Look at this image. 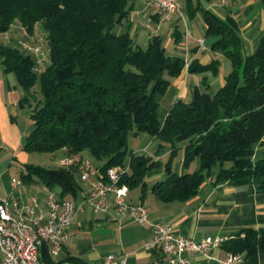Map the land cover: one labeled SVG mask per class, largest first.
<instances>
[{
    "label": "trees",
    "instance_id": "1",
    "mask_svg": "<svg viewBox=\"0 0 264 264\" xmlns=\"http://www.w3.org/2000/svg\"><path fill=\"white\" fill-rule=\"evenodd\" d=\"M200 1L195 5V0H184L187 13L194 16L201 10L207 35L217 37L212 49L229 59L232 69L215 94L197 87L190 102L179 99L162 121L157 95L167 91L168 77L181 75L186 61L170 55L159 34L141 47L128 31L116 32L136 0H0V30L18 23L33 34L42 22L48 32L50 64L39 75L32 54L0 42L4 71L15 73L25 92L23 105L32 101L40 82L41 96L32 107L33 128L23 150L88 152L103 171L129 165L121 183L144 188L159 161L130 149L129 136L147 133L169 145L172 157L185 144L186 169L199 162L198 169L181 174L167 163L166 178L153 186L161 200H189L214 173L216 183L250 185L262 178L258 190L264 194V36L245 57L237 22ZM182 40L175 35L177 44ZM220 66L218 59L208 64L195 60L189 71L216 74ZM258 146L262 154L255 158ZM20 178L27 184L40 181L60 198L77 199L82 190L76 167L26 163ZM226 245L232 253L247 256L264 250V228L245 227ZM40 252L45 264H63L54 260L47 245Z\"/></svg>",
    "mask_w": 264,
    "mask_h": 264
},
{
    "label": "crops",
    "instance_id": "2",
    "mask_svg": "<svg viewBox=\"0 0 264 264\" xmlns=\"http://www.w3.org/2000/svg\"><path fill=\"white\" fill-rule=\"evenodd\" d=\"M145 1L147 2V0ZM182 2L183 15L166 17L164 14L153 11L149 18V21H155V24L160 27L158 30L161 32L155 34L164 37L168 53L183 56L188 64L178 77H168L170 85L167 91L157 95L158 112L162 121L179 99L190 102L197 87L207 89L212 95L215 94L224 85L225 77L232 69L231 61L220 51L212 49V44L217 40V37L207 35L201 10H196L194 16H190L187 13L184 0ZM196 2L197 0H195V5ZM200 2L203 7L213 10L223 18H233L239 27L243 55L246 57L254 52L258 41L264 36V3L261 0H201ZM125 22H129V18L120 24L121 26L116 29V32L128 31L137 45L146 47L153 35L151 36L150 32L141 36L136 33L131 34L127 29L133 25V22H129L127 28ZM14 26L18 27L19 25L15 24ZM16 31L28 32L23 27ZM175 35L183 37L180 44L175 42ZM10 42L14 43L13 39ZM2 43H9V41ZM213 59H218L221 62L218 73H192L189 71L190 65L195 60H199L202 64H208ZM35 92L33 97L36 96L39 99V93L36 90ZM24 95V90L19 88L10 74L4 71L3 64L0 65V137L4 141L1 145L20 149L33 128L31 112L35 104L34 98L29 107H26L22 104ZM134 137L133 146L130 149L135 153L146 150L156 140L152 137L153 141L150 140L147 145L142 146V135H134ZM1 145L0 147L3 148ZM184 146L185 144L179 145L176 153L180 165L178 173L180 174L191 171L189 167L186 169L183 166ZM262 149L261 146L256 148L255 158L262 154ZM169 150L172 151V148L170 147ZM62 152L66 155L67 149H62ZM21 153L20 156H24L23 161H26L25 156L27 155L25 154L27 152L23 150ZM82 155L93 160L88 152H84ZM151 156L153 157V155ZM7 164L3 165V162L0 161V177L11 165ZM20 164L24 167L26 163ZM198 167L199 162L194 170ZM215 174L208 176L197 194L186 201L161 200L153 192V186L156 182L165 179L167 174L165 176L163 173L155 172L146 176L144 188L139 186L141 187L139 195L132 194V191L136 189L133 188L128 196L130 202L145 204L148 208L150 221L172 220L178 234L197 241L208 236L227 237L222 245L213 247L206 254L187 252V255L191 256L197 264H224L228 255L232 253L226 245L229 240L233 239L245 227L264 228V194L258 190L263 179L254 178L250 185H236L230 180L216 183ZM14 177L20 178L19 175H14L11 181L0 180V198L15 192L14 195L18 200L29 203L32 195L43 198L45 190L49 188L40 181L26 183V191L20 194L12 187ZM81 185L82 190L76 200H81L92 186L90 182H81ZM54 191L57 193L56 190ZM70 233L71 236L64 244L59 256L53 257L57 262L101 264L106 253L116 252L120 259L126 258V261L121 264H164V258L160 251L145 249V245L153 238L151 225L135 223L129 215L118 213L113 206L104 213H94L89 207H85L83 211L77 213ZM239 264H264V250L260 248L255 254L244 255V259Z\"/></svg>",
    "mask_w": 264,
    "mask_h": 264
},
{
    "label": "built area",
    "instance_id": "3",
    "mask_svg": "<svg viewBox=\"0 0 264 264\" xmlns=\"http://www.w3.org/2000/svg\"><path fill=\"white\" fill-rule=\"evenodd\" d=\"M147 4L166 17L184 13L182 0H147ZM0 38L12 39L11 29L0 30ZM17 43L34 56L35 70H38L47 49L44 37L33 33L29 39H20ZM58 163L65 168L76 167L79 181L90 182L91 189L81 200L60 198L50 188L45 190L43 198L32 195L29 203L18 200L15 192L0 198V264H45L40 252L43 245L48 246L52 257H58L71 236L70 228L77 213L85 207L94 213H104L113 206L118 213L129 215L135 223H149L153 238L145 249L160 251L164 264H197L187 252L206 254L227 240L225 236H208L197 241L178 234L170 219L150 221L145 204L130 202L131 189L128 184L121 183L129 169L127 166L117 165L103 171L82 154H66ZM12 187L20 194L26 191V183L19 177L12 179ZM243 259V253H230L224 264H239ZM125 261L126 258L120 259L116 252H108L101 264Z\"/></svg>",
    "mask_w": 264,
    "mask_h": 264
},
{
    "label": "rangeland",
    "instance_id": "4",
    "mask_svg": "<svg viewBox=\"0 0 264 264\" xmlns=\"http://www.w3.org/2000/svg\"><path fill=\"white\" fill-rule=\"evenodd\" d=\"M152 13H153V9L148 6V4L145 0H136L135 9H133V11L128 16L129 22L131 23V21H132L133 25H131L129 27V29H127V30H129L131 34L136 33V35L139 34L140 36L144 35L147 32H150L149 34L151 36L154 35L155 33L161 32L160 30H158L160 27L157 24H155V21H153V20L149 21L150 15ZM129 22H125L126 28H127ZM13 26L10 28L11 32H12L13 42H14L15 46H17L21 51L26 52L22 47H20L18 45L17 42L20 39H23V40L29 39L31 34L29 32H26V33L17 32L16 29H19L20 27H22L21 25H19L18 27L17 26L13 27ZM120 26H121L120 24L117 25L116 29ZM164 33H166V32H164ZM34 34L37 36L42 35L44 37L45 43H46V48H47V49H45V52L42 55V59L44 61L43 65L40 66L38 68V70H36L37 74L39 75L40 72L50 64L48 32H47V30L44 27V24L42 22L37 24L35 31H34ZM8 41H9V43H12V42H10L11 39L0 38V42H8ZM0 65L2 66L1 62H0ZM9 74L12 77V79H14L16 81V83L18 84V87L20 88L21 86L18 83L16 74L13 72H10ZM35 90L41 96L40 82L39 81H37L35 84ZM37 100H38V97L35 96L34 97V103L35 104H36ZM29 104L30 103H24V106L29 107ZM140 135H142V146L147 145V142L150 140L153 141L152 137L147 133H141ZM134 139H135L134 135L131 134L129 136V148H131L133 146ZM2 142H4V141L0 137V145L2 144ZM1 146H3V148L0 147V161L3 162V165H6L7 163L11 164L8 166V170L0 177V180H3V181H7V179L11 181V178L14 175L20 176V174L24 168V167H22V165L20 163L24 164V162H25V163H29V164L40 165V166L45 167V168H53V167H58L59 166V163H58L59 159L62 158L63 156H65V154L62 152V150H58L55 152H48V153L47 152H45V153L44 152H31V153L27 152L25 154V155H27V156H25L26 161H23L24 156L23 155L20 156L22 154L21 152L23 151V145L20 149H14L12 146L4 145V144ZM169 149H170V146H168V145L162 146L160 144L159 140H155L154 142H152L151 145L148 146V148L146 150H140L139 154H145L148 156L153 155V158L155 160L159 161V166L157 168H155L152 172L163 173L166 176V174H167L166 166H167V163H169V162L172 165V168L175 172L178 173L180 170V165L177 161V156L174 155L172 157L171 150H169ZM128 161L129 160L127 157V165H128ZM196 164H198V160H195L190 164L189 170L193 171L196 167ZM128 167H129V165H128ZM215 170H217V168ZM140 193H141V187H138L132 191V194H134V195H137V194L139 195Z\"/></svg>",
    "mask_w": 264,
    "mask_h": 264
}]
</instances>
